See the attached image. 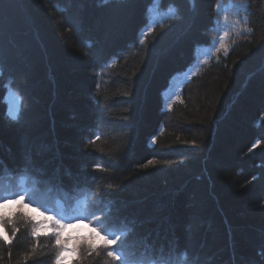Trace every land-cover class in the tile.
<instances>
[{
  "label": "trees",
  "instance_id": "obj_1",
  "mask_svg": "<svg viewBox=\"0 0 264 264\" xmlns=\"http://www.w3.org/2000/svg\"><path fill=\"white\" fill-rule=\"evenodd\" d=\"M26 163L130 255L264 264V0H0V187ZM37 209L4 206L0 264H54L60 217ZM62 222L61 264H120L94 222Z\"/></svg>",
  "mask_w": 264,
  "mask_h": 264
},
{
  "label": "snow or ice",
  "instance_id": "obj_2",
  "mask_svg": "<svg viewBox=\"0 0 264 264\" xmlns=\"http://www.w3.org/2000/svg\"><path fill=\"white\" fill-rule=\"evenodd\" d=\"M219 7V6H218ZM9 119L13 122H19L21 119L20 110L17 109L14 115H10ZM99 137H97L98 139ZM30 163V161H28ZM151 163V162H150ZM97 168L101 167L100 165H96ZM20 182L16 186L15 189L5 190L4 187H0V228H7L9 224H13L14 221L9 218L3 211L4 206L12 200L15 202L19 207H29L33 205H38V209H43L42 215L44 213L55 212L59 215V219L56 218L54 215H47L45 216L44 221L42 222L45 225L51 224L52 233L55 236V244L60 246V251L55 257L54 264H61V260L63 259V254L67 251V242L61 239V233L66 227V225L62 222L65 219H71L75 221L80 220H90L96 224V228L93 229V232L96 235L100 236V239L103 241V247L109 248L112 245H117L116 248L111 249L107 252V255L111 257L113 260H117L120 264H171L169 259L164 257V253H160L154 259H149L147 255L144 257H136L135 255H130L128 252L124 251V241L128 237V231L115 224H110L108 222V217L105 216L104 219H100L95 217V214L91 212V207L93 201L89 198L85 203L81 205L84 209V215H72L70 214L67 209H65L64 205L61 204L59 201H56L54 204H49L44 200H41L37 196L38 189L35 187V182L29 183L32 179L31 173L28 170L27 163L25 167L20 172ZM27 198V203L25 200ZM18 218H22L24 220H32L33 221V229L32 235L35 237L37 235V227L39 225L36 224L35 218L29 216L26 213H19ZM17 230L13 228V236ZM104 233V235H101ZM111 237V239H109ZM0 239L8 240L7 234L2 233L0 234ZM35 247H33V253L35 252ZM90 251H96V246L88 245ZM76 251L77 249H72ZM148 250L146 249V252ZM154 252V250H152Z\"/></svg>",
  "mask_w": 264,
  "mask_h": 264
}]
</instances>
